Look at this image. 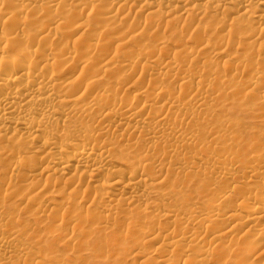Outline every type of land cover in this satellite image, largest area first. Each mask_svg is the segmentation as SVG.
<instances>
[{"label":"bare ground","instance_id":"bare-ground-1","mask_svg":"<svg viewBox=\"0 0 264 264\" xmlns=\"http://www.w3.org/2000/svg\"><path fill=\"white\" fill-rule=\"evenodd\" d=\"M263 126L264 0H0V264H264Z\"/></svg>","mask_w":264,"mask_h":264},{"label":"rangeland","instance_id":"rangeland-1","mask_svg":"<svg viewBox=\"0 0 264 264\" xmlns=\"http://www.w3.org/2000/svg\"><path fill=\"white\" fill-rule=\"evenodd\" d=\"M254 121L253 120H248L247 121V124H249V125H251L252 124V126L254 125L255 126V124L259 127V126H262V124L261 123H259V124H257V122L255 121L254 123H253ZM259 128H261V127H259ZM263 128H264V126H263Z\"/></svg>","mask_w":264,"mask_h":264}]
</instances>
